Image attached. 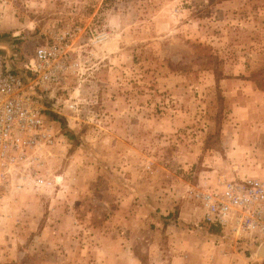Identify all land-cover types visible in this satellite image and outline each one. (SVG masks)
Returning <instances> with one entry per match:
<instances>
[{
    "label": "rangeland",
    "instance_id": "1",
    "mask_svg": "<svg viewBox=\"0 0 264 264\" xmlns=\"http://www.w3.org/2000/svg\"><path fill=\"white\" fill-rule=\"evenodd\" d=\"M61 36L51 184L3 198L0 264H264L193 198L264 177V0H0L17 72Z\"/></svg>",
    "mask_w": 264,
    "mask_h": 264
},
{
    "label": "built area",
    "instance_id": "2",
    "mask_svg": "<svg viewBox=\"0 0 264 264\" xmlns=\"http://www.w3.org/2000/svg\"><path fill=\"white\" fill-rule=\"evenodd\" d=\"M69 46L61 36L35 47L20 73L10 65L16 54L0 52V210L9 191L51 184L40 167L54 133L37 91L47 93L57 86L68 69ZM193 198L202 222L264 246V177L219 179Z\"/></svg>",
    "mask_w": 264,
    "mask_h": 264
},
{
    "label": "water",
    "instance_id": "3",
    "mask_svg": "<svg viewBox=\"0 0 264 264\" xmlns=\"http://www.w3.org/2000/svg\"><path fill=\"white\" fill-rule=\"evenodd\" d=\"M259 252L264 254V246L260 248Z\"/></svg>",
    "mask_w": 264,
    "mask_h": 264
}]
</instances>
